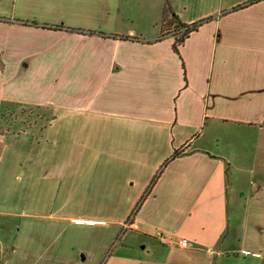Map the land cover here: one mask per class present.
Here are the masks:
<instances>
[{"label":"crops","instance_id":"1","mask_svg":"<svg viewBox=\"0 0 264 264\" xmlns=\"http://www.w3.org/2000/svg\"><path fill=\"white\" fill-rule=\"evenodd\" d=\"M168 1L0 0V264H264V0Z\"/></svg>","mask_w":264,"mask_h":264},{"label":"rangeland","instance_id":"2","mask_svg":"<svg viewBox=\"0 0 264 264\" xmlns=\"http://www.w3.org/2000/svg\"><path fill=\"white\" fill-rule=\"evenodd\" d=\"M49 115L48 110L45 108L24 107L20 105L3 107L0 111V136L24 134V136L32 142L34 137L38 138L39 134L43 131L42 129L47 126ZM22 130L26 131V133H21ZM96 196L95 203L102 199L99 194H96ZM73 203V206L71 204L68 206L69 208H72L69 209L72 213L83 212L82 210L84 208H82V206H79L77 202ZM67 213L72 214L70 212ZM59 237H62V240L65 242H72L75 245H79L81 249H87L90 248L88 245L89 242L92 240H100L102 235L83 229H73L67 230L59 235Z\"/></svg>","mask_w":264,"mask_h":264},{"label":"trees","instance_id":"3","mask_svg":"<svg viewBox=\"0 0 264 264\" xmlns=\"http://www.w3.org/2000/svg\"><path fill=\"white\" fill-rule=\"evenodd\" d=\"M210 19L211 18H208L206 20H202L198 23H194L191 25L183 24L179 21L177 16L172 12L170 5H169V1L164 0L161 28L163 31L164 30L167 31V33H169L171 31V35L174 37V41L172 44V50L174 53L179 55V47L185 42V40L190 36V34L193 32H196L198 30V28L202 25V23H204L205 21H208ZM30 25L38 27V25L34 24V23H32ZM40 27L45 28V29H62L63 28L62 26H46V25H42ZM64 29L66 31L84 34V31L68 29V28H64ZM167 33H165V34L163 33L160 38L164 37V35H167ZM88 34L92 35V34H94V32H89ZM97 34L100 35L101 37H107V35L102 34V33H97ZM113 37H116V36H113ZM178 155H179V153L175 152L174 155L172 156V158H175ZM143 199L144 198H141L140 203L143 201ZM136 210H137V208H136ZM136 210H135V212H136Z\"/></svg>","mask_w":264,"mask_h":264},{"label":"built area","instance_id":"4","mask_svg":"<svg viewBox=\"0 0 264 264\" xmlns=\"http://www.w3.org/2000/svg\"><path fill=\"white\" fill-rule=\"evenodd\" d=\"M154 237L157 238L162 243H165V241L167 240V238H165V236H163V234L159 231L155 232ZM178 245L181 248H188L189 247V243L187 242V240H180L178 242Z\"/></svg>","mask_w":264,"mask_h":264}]
</instances>
